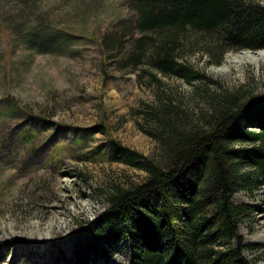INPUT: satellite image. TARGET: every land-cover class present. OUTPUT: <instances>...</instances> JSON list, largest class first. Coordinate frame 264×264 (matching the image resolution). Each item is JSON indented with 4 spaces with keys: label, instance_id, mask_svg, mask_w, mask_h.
I'll return each mask as SVG.
<instances>
[{
    "label": "trees",
    "instance_id": "16d2710c",
    "mask_svg": "<svg viewBox=\"0 0 264 264\" xmlns=\"http://www.w3.org/2000/svg\"><path fill=\"white\" fill-rule=\"evenodd\" d=\"M126 2L129 15L99 40L104 73L135 71L160 85L159 74L189 84H219L183 60L184 51L200 44L194 52L218 63L228 51L264 49V0ZM35 30L46 49L59 37L64 46L74 41L67 31L36 22L27 32L30 45L36 43ZM202 91L205 107L195 116L168 96L147 105L146 131L157 144L154 156L114 138L102 146L106 161L146 175L138 183L104 191L108 206L74 236L70 264H113L107 252L116 246L130 253L123 264H250L244 251L259 245L247 243L238 227L253 218L256 207L233 197L258 188L264 192V93ZM21 110L10 104L0 114V139L9 138L12 119L26 113L29 124L15 127L13 132L21 135L14 143L32 145L38 139L32 129L42 125L46 131L54 123ZM95 127L104 130L101 123ZM88 140L85 131L73 138L82 147Z\"/></svg>",
    "mask_w": 264,
    "mask_h": 264
},
{
    "label": "rangeland",
    "instance_id": "374dc122",
    "mask_svg": "<svg viewBox=\"0 0 264 264\" xmlns=\"http://www.w3.org/2000/svg\"><path fill=\"white\" fill-rule=\"evenodd\" d=\"M128 15L126 0H0V114L18 104L22 112L24 108L54 123L46 131L42 125L29 128L38 138L33 146L14 143L21 135L13 132L15 127L29 124L23 113L12 119L9 138L0 139V264H70L74 236L108 206L104 191L138 183L146 175L125 163L106 161L102 146L114 138L154 156L157 144L147 134L145 109L160 96L171 97L195 116L205 107V88L264 93V60L217 71L228 54L251 49L228 51L218 63L194 52L200 44L183 52V60L219 84H189L159 74L160 85L135 71L104 73L99 40ZM36 22L67 31L74 41L64 46L59 37L46 49L35 30L36 43L30 45L26 39ZM100 123L103 131L96 130ZM84 131L90 140L82 147L73 138ZM233 200L256 207L253 218L238 230L247 243L259 245L244 251L250 264H264V192L240 191ZM108 254L113 264L130 261L129 251L120 246Z\"/></svg>",
    "mask_w": 264,
    "mask_h": 264
},
{
    "label": "bare ground",
    "instance_id": "6f19581e",
    "mask_svg": "<svg viewBox=\"0 0 264 264\" xmlns=\"http://www.w3.org/2000/svg\"><path fill=\"white\" fill-rule=\"evenodd\" d=\"M233 54V53H232ZM260 60H264V50H258L254 52H242L240 54L227 55L225 63L217 71H224L227 66H232V64H240L245 62H251L257 64ZM224 68V69H223Z\"/></svg>",
    "mask_w": 264,
    "mask_h": 264
}]
</instances>
